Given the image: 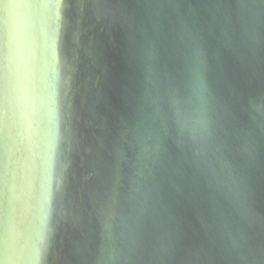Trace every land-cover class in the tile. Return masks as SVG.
Returning <instances> with one entry per match:
<instances>
[{
    "label": "water",
    "instance_id": "water-1",
    "mask_svg": "<svg viewBox=\"0 0 264 264\" xmlns=\"http://www.w3.org/2000/svg\"><path fill=\"white\" fill-rule=\"evenodd\" d=\"M8 2L9 39L36 69L52 143L28 256L94 264L105 244L97 204L117 171L127 174L117 149L134 160L139 128L161 142L145 170L148 207L132 264H264V116L248 105L264 96V0ZM4 39L0 14V67ZM194 49L217 122L199 155L165 135L148 84L154 69L161 83L186 88Z\"/></svg>",
    "mask_w": 264,
    "mask_h": 264
},
{
    "label": "clouds",
    "instance_id": "clouds-1",
    "mask_svg": "<svg viewBox=\"0 0 264 264\" xmlns=\"http://www.w3.org/2000/svg\"><path fill=\"white\" fill-rule=\"evenodd\" d=\"M12 8L8 0H0V14L5 19L4 60L0 67V264H40L38 258L28 256L26 243L30 216L41 197L40 179L50 166L52 143L43 124L45 99L36 69L30 59L20 54L16 39H9L7 18ZM11 49H16L12 55ZM203 66L202 54L194 49L186 88L161 83L154 69L148 75L154 119L165 135L185 143L194 155L217 137L213 98ZM248 105L254 118L264 116V96L250 98ZM160 142L146 129L137 128L132 130L129 142L135 159L123 147L117 149L118 163L127 165L129 170L126 175L117 171L97 204V221L105 244L94 264H132L148 207L145 170L152 150ZM43 194L46 199V188ZM236 195L242 197L245 193L237 191ZM10 238L16 245L11 252ZM256 259L252 257L253 262Z\"/></svg>",
    "mask_w": 264,
    "mask_h": 264
},
{
    "label": "bare ground",
    "instance_id": "bare-ground-1",
    "mask_svg": "<svg viewBox=\"0 0 264 264\" xmlns=\"http://www.w3.org/2000/svg\"><path fill=\"white\" fill-rule=\"evenodd\" d=\"M14 247H15V244L12 245V248L11 249H13Z\"/></svg>",
    "mask_w": 264,
    "mask_h": 264
}]
</instances>
